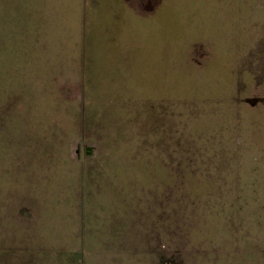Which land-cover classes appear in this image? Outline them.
I'll return each mask as SVG.
<instances>
[{
  "label": "rangeland",
  "instance_id": "374dc122",
  "mask_svg": "<svg viewBox=\"0 0 264 264\" xmlns=\"http://www.w3.org/2000/svg\"><path fill=\"white\" fill-rule=\"evenodd\" d=\"M0 65V264H264V0H3Z\"/></svg>",
  "mask_w": 264,
  "mask_h": 264
},
{
  "label": "trees",
  "instance_id": "16d2710c",
  "mask_svg": "<svg viewBox=\"0 0 264 264\" xmlns=\"http://www.w3.org/2000/svg\"><path fill=\"white\" fill-rule=\"evenodd\" d=\"M3 0H0V2H2ZM22 33H23V30H20V31H18L17 32V36L18 37H20V36H22ZM173 33L174 34H170L169 35V37L172 39V40H178V37L179 36H181V33L180 32H174V30H173ZM24 34V33H23ZM167 36V35H166ZM166 36H164V37H162V38H166ZM157 38H159L158 36H157ZM194 45L195 43H188V46H187V48H189V46L190 45ZM191 45V46H192ZM187 48H186V51H187ZM183 49H184V51H185V46L183 47L182 46V50H181V53L183 52ZM0 67H2V65H0ZM15 67V65H13V68ZM4 68H6V67H4ZM9 68V71H10V67H8ZM12 82H14L13 80H12ZM9 86H10V83H9ZM199 87L198 86H190V87H186V88H184V91H186L187 93L188 92H193V91H195V90H197ZM197 93H202V91L201 92H197ZM158 95H160V94H152V97L153 96H158ZM136 97H138V96H136ZM10 99H11V97H10ZM9 99V100H10ZM3 98H2V96H0V102H1V105H3ZM1 105H0V107H1ZM3 114H5V111H3ZM4 115H1V118L3 117ZM5 117H6V115H5ZM6 120H7V118H5ZM2 120H4V117H3V119ZM227 124H229L230 125V123H225V121L224 120H222L221 118L218 120V122L216 121L215 123H213V124H210V125H208V126H206V127H204V128H200V129H192V131H195L196 130V132H194V133H197V134H201V136H209V135H211L213 138H215L216 140H219V143L220 144H216V146L218 147V148H221L222 150H224V149H226V144L223 142L224 140H223V137L225 136V132L229 129V126L227 125ZM1 127H2V124H1ZM1 127H0V132H1ZM29 128L28 129H26V130H24V132L22 133V138L23 137H25V139L27 138V136H28V134H29ZM33 133H35L37 136H42L43 134H46V132H44L43 131V129H41V131L39 132V130L38 131H36V132H33ZM50 132H47V134H49ZM32 136H34V134L32 135ZM45 136H47V135H45ZM44 137V136H43ZM40 138V137H36V138H38V139H40V142H41V148L44 150V152L46 151V152H53L52 151V148L53 147H55L56 148V146L57 145H54V144H52V143H50V142H46V140L44 139V138ZM32 138V137H31ZM191 138V139H190ZM189 139L190 140H192L193 142H192V145L194 146V147H196V148H204V149H208V148H210L209 146H206V142H205V140H204V138H199V137H197V138H195V137H190ZM1 139H2V136H0V143H1ZM38 143H39V141H38ZM228 147V146H227ZM181 164H183V163H181ZM184 165V164H183ZM143 177H145L146 179H148V177L146 176V175H142ZM161 177V176H160ZM203 182H205V180L204 181H202V184L203 185H205V183H203ZM210 184V183H209ZM198 190H200V191H203V190H201L200 188L199 189H193V191L194 192H198V194H201L200 196H201V198L203 199V200H205L206 198L208 199V197H210L211 196V194L212 193H210V190L208 191L209 192V194L208 193H204V192H199ZM205 194H207L208 195V197H205L206 195Z\"/></svg>",
  "mask_w": 264,
  "mask_h": 264
},
{
  "label": "crops",
  "instance_id": "0c3cea01",
  "mask_svg": "<svg viewBox=\"0 0 264 264\" xmlns=\"http://www.w3.org/2000/svg\"><path fill=\"white\" fill-rule=\"evenodd\" d=\"M262 252H264V248L262 250H260ZM260 253V252H259ZM262 256L264 255V253H260ZM264 257V256H263Z\"/></svg>",
  "mask_w": 264,
  "mask_h": 264
},
{
  "label": "flooded vegetation",
  "instance_id": "af4514ba",
  "mask_svg": "<svg viewBox=\"0 0 264 264\" xmlns=\"http://www.w3.org/2000/svg\"><path fill=\"white\" fill-rule=\"evenodd\" d=\"M161 264H164V263L162 262ZM165 264H168V263L165 262Z\"/></svg>",
  "mask_w": 264,
  "mask_h": 264
},
{
  "label": "water",
  "instance_id": "95a60500",
  "mask_svg": "<svg viewBox=\"0 0 264 264\" xmlns=\"http://www.w3.org/2000/svg\"><path fill=\"white\" fill-rule=\"evenodd\" d=\"M87 151L89 150V149H86Z\"/></svg>",
  "mask_w": 264,
  "mask_h": 264
}]
</instances>
